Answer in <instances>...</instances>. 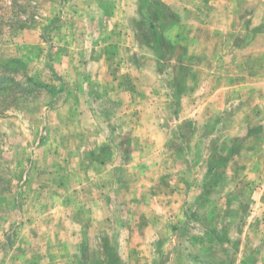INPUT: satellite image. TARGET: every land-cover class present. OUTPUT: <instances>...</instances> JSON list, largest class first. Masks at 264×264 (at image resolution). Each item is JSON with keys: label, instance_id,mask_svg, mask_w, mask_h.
<instances>
[{"label": "rangeland", "instance_id": "rangeland-1", "mask_svg": "<svg viewBox=\"0 0 264 264\" xmlns=\"http://www.w3.org/2000/svg\"><path fill=\"white\" fill-rule=\"evenodd\" d=\"M127 1L0 0V264L73 262L90 195L107 252L86 264H120L111 235L125 264H264V75L222 60L248 17L263 64L264 0H162L122 55L104 29ZM105 56L141 62L126 81Z\"/></svg>", "mask_w": 264, "mask_h": 264}, {"label": "crops", "instance_id": "crops-1", "mask_svg": "<svg viewBox=\"0 0 264 264\" xmlns=\"http://www.w3.org/2000/svg\"><path fill=\"white\" fill-rule=\"evenodd\" d=\"M126 1V0H124ZM162 6V0H128L126 3H122V7L120 8V10L116 13L115 15L118 16V19H113V17H110V19L108 20V22L105 24V32H110L109 36H107L106 38H110V36H112L113 32H118V34L114 37V42L110 43H115L114 45L112 44L111 46L108 47H122L120 50L123 52H129L128 48L129 46H131V43L129 42H135L140 48L144 46V40H143V36H142V29H143V25L145 24L146 18H145V10L147 8H159L161 9ZM232 11V10H231ZM118 13V14H117ZM128 15V22L125 21V16ZM243 15V14H242ZM248 17L246 18V20H243V18H241L240 20V26L242 27L241 29L237 27H233L231 28L232 30H240V34L239 36L241 37V41L239 43V45H236L237 47L234 48L235 51V55L232 52L229 51H225L226 54L223 57V61H231L230 63H232L233 65H240L241 67V71L243 74H241L242 78L247 79L250 76H261L264 75V60H263V64H260L258 62V65L254 66L255 64V59L254 58H248V51H249V42H248V38H249V33H248ZM129 27V29H128ZM127 33H130L132 35V39H129L127 37ZM130 36V35H129ZM116 37H119V39H116ZM106 42H104V45L107 46L108 45V41L105 39ZM118 45V46H117ZM134 51H136V49H134ZM133 53V50H132ZM243 53L244 56H241ZM124 55V53L122 54ZM135 55V54H134ZM236 55H239L240 57H235ZM120 57H116L115 59H113L112 57L109 58L107 56H105L104 59L100 60L101 63L103 64V66H109L112 65L113 63H117V66H119L120 74L124 75L122 78L126 79V81L131 80L132 76L129 73L130 70H128V72H125V68L126 66L131 67V65L135 66L136 70L138 71L137 68H139L137 66V64H140V59L141 58H137L136 59H122ZM140 57V56H139ZM210 57H212V60H210V62L212 64H215L214 70L212 73L217 74V78L220 76V68H221V64L223 63V61L219 60L221 59V57H215L214 55H211ZM259 61V60H258ZM227 63V62H226ZM254 66V67H253ZM105 68V67H104ZM133 69V68H132ZM235 69L234 66H232L230 71H226L228 70L227 67L224 68V71L226 73H232L233 70ZM105 70H107V68H105ZM253 72H256V74H253ZM126 81L123 80H119L118 82V86H116V89L121 88L119 90V92H122L125 88L126 85H122L123 83H125ZM132 87L135 88L134 85H132ZM241 93H246V91H250L248 90L249 84L248 81H242L241 83ZM261 87V85H260ZM130 91V87H128V90ZM113 93V92H112ZM218 94L216 93V96ZM259 106H258V110H260L262 112V116H264V105L262 106L260 104V102H258ZM261 122V120H260ZM260 125L264 126V120L260 123ZM104 141L108 142L107 138H104ZM95 148V152L98 150L100 151V146H94ZM90 152V151H89ZM92 152V151H91ZM91 155V153L89 154ZM92 156V155H91ZM91 158V157H90ZM97 157H92V159L89 160L88 166H86L84 169L86 171L87 174H90L89 178H88V187L89 189H91L92 186H94V188L96 189L97 192H102L105 191L103 188H101V186H99L98 183H94L92 181H94V178L96 176L95 173H92V171L95 170V168L99 167L96 166L97 163ZM92 164V166H91ZM100 166H102L101 168H103V164L102 162H100V164H98ZM104 169V168H103ZM107 169V168H106ZM113 169V168H112ZM115 169H113L114 171ZM114 173V172H112ZM96 181V180H95ZM98 187L100 189H98ZM88 189V194L92 193L90 192V190ZM102 189V191H101ZM86 192V191H85ZM93 194V193H92ZM101 199L102 202H106V199H103L101 197H99ZM99 198H92V196L90 195V197L87 198V205L86 207H88V217H87V224H88V232L89 235H85L84 230L82 233L83 236V242L86 240V245L85 246H81L76 248V251L74 252V254H76L78 257L74 258L73 262H64L61 264H86L82 259H81V255H95L96 256V260H102L103 258H105L106 256V248H105V235L102 234V231L97 228L96 230H94L93 224L94 223H103L104 220L102 218H96V213H95V209H97L98 207V202L100 201ZM114 201H116V204H118V206L120 207V200L117 201V199L114 197L111 201V203ZM109 204V203H108ZM107 205V204H106ZM97 219V220H96ZM78 237V236H77ZM133 243L130 241V239L127 240H121V238H118L117 235H111L110 236V241L108 242V249L111 252V257H113L114 259H116L120 264H125L126 261L124 259V253L127 252V256H130V253L132 251L133 248ZM90 262H87V264H89ZM263 264V263H262Z\"/></svg>", "mask_w": 264, "mask_h": 264}, {"label": "trees", "instance_id": "trees-1", "mask_svg": "<svg viewBox=\"0 0 264 264\" xmlns=\"http://www.w3.org/2000/svg\"><path fill=\"white\" fill-rule=\"evenodd\" d=\"M6 82L5 81H2L1 79H0V97L2 96V94H4L6 91V89H7V84H5Z\"/></svg>", "mask_w": 264, "mask_h": 264}]
</instances>
